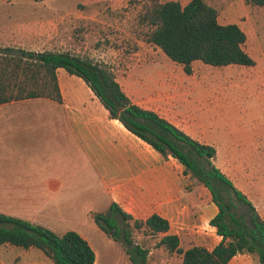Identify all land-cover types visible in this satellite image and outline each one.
<instances>
[{"label":"crops","instance_id":"obj_1","mask_svg":"<svg viewBox=\"0 0 264 264\" xmlns=\"http://www.w3.org/2000/svg\"><path fill=\"white\" fill-rule=\"evenodd\" d=\"M5 12L8 19L0 29L7 36L4 38L7 47L24 49L30 42L49 38L60 21L54 17L52 21L33 18L29 11H19L17 15ZM142 70L138 65L131 70L133 84L143 79L139 73ZM177 76L173 72L163 73L164 88H148L147 107L139 104L138 95L134 103L201 144L212 146L216 151L214 165L264 220V135L251 142L234 136L229 122L230 106L224 111L218 107L210 114L198 112V95H190L185 81L175 80ZM56 77L60 103L37 98L0 105V203L20 200L27 212L26 216L12 215L2 207L0 214L27 220L53 232H80L94 223L90 213L104 212L111 203H116L136 220H146L153 214L165 219L169 224L167 234L177 236L184 249L199 246L211 251L218 245L221 237L209 224L218 209L209 191L184 174L183 166L174 158H163L118 120L110 118L81 78L61 68L57 69ZM123 85L127 87L126 82ZM29 101L33 104L27 109H11ZM256 150L258 173L251 172L249 153H244L238 166L242 179L229 177L232 171L222 161L220 152ZM78 234L92 247L83 233ZM8 247L11 248L8 244L0 245V264H6V251L10 261ZM23 251L36 253L35 248ZM179 263L182 264L181 255ZM252 263V256L243 253L227 264Z\"/></svg>","mask_w":264,"mask_h":264},{"label":"trees","instance_id":"obj_2","mask_svg":"<svg viewBox=\"0 0 264 264\" xmlns=\"http://www.w3.org/2000/svg\"><path fill=\"white\" fill-rule=\"evenodd\" d=\"M148 3L143 20L151 27L147 42L159 48L186 75L192 63L210 67L254 65L244 50L246 34L234 23L220 24L217 13L204 0ZM264 6V0H245ZM64 69L81 78L108 111L134 136L151 146L163 158L171 156L184 174L203 185L218 212L210 220L221 241L211 251L199 246L180 247L179 238L167 234L168 222L158 215L136 220L116 203L104 212L90 213L96 227L119 243L131 264H147L148 251L132 240L133 230L145 229L160 235L159 244L182 256V264H227L237 254H249L264 264V220L252 203L213 163L215 149L192 139L156 113L131 102L115 77L100 64L68 52L30 51L0 47V105L46 98L60 103L56 71ZM40 250L53 264H94L95 253L77 232H55L27 220L0 214V245ZM42 264V263H35Z\"/></svg>","mask_w":264,"mask_h":264},{"label":"rangeland","instance_id":"obj_3","mask_svg":"<svg viewBox=\"0 0 264 264\" xmlns=\"http://www.w3.org/2000/svg\"><path fill=\"white\" fill-rule=\"evenodd\" d=\"M172 1L185 5L190 0ZM204 1L215 9L220 24H237L246 34L243 48L255 62L252 67L233 65L220 68L195 62L192 74L185 75L180 65L171 62L159 48L147 42L151 27L143 20L148 8L144 0H0V27L8 15L5 11L15 12L16 15L19 11H29L28 15L33 18H51V21L53 17L57 18L60 21L53 36L30 42L24 49L68 52L100 64L122 84L121 89L132 103L138 95L143 108L147 107L148 88H164L166 83H161V75L173 72L179 76L175 80L185 81L190 95H198V112L210 114L218 107H223L224 111L230 106L229 122L234 136L249 142L257 140L264 135V6H252L245 0ZM6 37L0 29V47H7ZM137 65L143 68L139 72L143 79L133 84L130 74ZM150 75L154 76L149 78ZM124 82L127 87L123 85ZM32 104V101L22 102L11 109H27ZM244 153H249L248 159L253 166L251 172L258 173L257 150L220 152L222 161L232 171L229 177L234 180L242 179L238 166ZM0 205V209L3 207L12 215L27 214L20 200L11 199L9 203L4 201ZM84 227V230L75 232L83 233L89 239L97 254V264H131L122 246L108 238L94 223ZM55 233L61 235L65 232L60 230ZM160 239L161 235H152L144 228L132 233L133 242L148 251L147 264H180V255L160 245ZM23 252V249L11 246L10 261L8 251L5 252L6 264H28L33 261L53 264L40 250L35 249L36 253ZM252 264H256L254 259Z\"/></svg>","mask_w":264,"mask_h":264}]
</instances>
